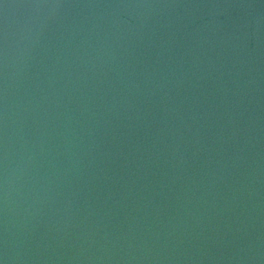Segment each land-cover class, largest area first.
Returning <instances> with one entry per match:
<instances>
[{
  "label": "water",
  "instance_id": "95a60500",
  "mask_svg": "<svg viewBox=\"0 0 264 264\" xmlns=\"http://www.w3.org/2000/svg\"><path fill=\"white\" fill-rule=\"evenodd\" d=\"M0 264H264V0H0Z\"/></svg>",
  "mask_w": 264,
  "mask_h": 264
}]
</instances>
